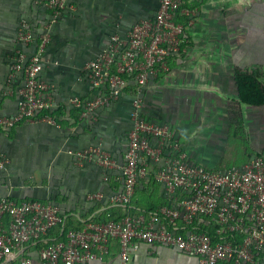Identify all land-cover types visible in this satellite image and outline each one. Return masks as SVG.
Wrapping results in <instances>:
<instances>
[{
  "label": "built area",
  "instance_id": "1",
  "mask_svg": "<svg viewBox=\"0 0 264 264\" xmlns=\"http://www.w3.org/2000/svg\"><path fill=\"white\" fill-rule=\"evenodd\" d=\"M50 19L29 57L18 53L10 68L23 75L16 113L0 117V134L21 124L46 123L59 128L52 116L51 86L39 77L51 27L60 19L68 0H39ZM183 0H160L152 19L133 26L125 38L117 35L84 67L92 98H73L70 104L81 119L92 118L110 100H117L131 83V128L122 162H115L100 146L69 152L77 165L95 163L104 170L120 171L122 189L110 203L125 211L117 220L87 221L79 229H65L66 216L52 202L0 198V264H88L102 262L111 242H117L122 264H128L131 249L138 244L164 246L195 257L199 264H264V155L254 154L243 166L220 171L193 161L173 128L142 114L141 93L151 78L168 70L170 58L183 53L184 31L195 12L183 8ZM188 18L187 28L174 21L175 14ZM18 41L31 36L25 22ZM155 142V145H153ZM162 160L157 170L152 162ZM9 164L0 153V171ZM153 176L161 185L166 205L146 216L130 213L139 180ZM106 179V178H105ZM100 193L88 201H100ZM59 229L58 238H50ZM213 230L210 234L209 230Z\"/></svg>",
  "mask_w": 264,
  "mask_h": 264
},
{
  "label": "crops",
  "instance_id": "2",
  "mask_svg": "<svg viewBox=\"0 0 264 264\" xmlns=\"http://www.w3.org/2000/svg\"><path fill=\"white\" fill-rule=\"evenodd\" d=\"M159 2L68 0L60 19L51 27L50 41L42 57L44 67L39 74L40 79L51 86V114L59 128L46 123H28L0 134V153L9 160L6 169L0 171V198L10 196L18 201L52 202L60 207L70 221V227L75 229L87 221L100 222L104 218L117 217L118 209L110 203V198L122 189L120 171L104 170L92 162L79 166L68 153L100 146L115 162H122L131 128L134 83L117 100H110L99 108L92 118L81 119L70 101L92 98L94 91L84 73L85 65L107 48L111 37L125 38L134 25L152 19ZM50 15L43 1L0 0V117L13 116L20 101L18 91L23 84V75L11 73L12 63L18 53L29 57L36 51ZM23 22L31 36L28 44L18 41ZM198 35L196 28L190 30L193 47L170 58L168 70L151 78L140 95L144 117L169 124L175 133L178 123L175 107L191 102L194 96L203 104H211L213 97L226 103L223 98L228 96L229 102L238 103L233 95V70L227 75L223 66L196 62L192 53L197 48ZM226 113L215 114L214 119L204 115L203 125L198 130L202 139L213 133L211 135L217 138L211 140L213 144L224 145L225 139L218 142L219 138L227 135L235 138L234 124L229 123L233 121ZM176 135L179 141L181 136L184 138L182 133ZM182 146L193 161L213 169L191 155L187 141L183 140ZM236 147L230 146L231 152L237 151ZM263 151L264 145L257 153L264 155ZM243 152L242 160L246 162L250 152L246 148ZM162 163V160L152 162L150 169L155 171ZM95 193H100L103 198L88 201V196ZM163 205H166L164 190L153 176L139 180L131 207L147 213ZM119 253L117 242H111L109 253L102 262L88 264H122ZM129 258L128 264H199L197 258L171 248L141 243L130 250Z\"/></svg>",
  "mask_w": 264,
  "mask_h": 264
},
{
  "label": "rangeland",
  "instance_id": "3",
  "mask_svg": "<svg viewBox=\"0 0 264 264\" xmlns=\"http://www.w3.org/2000/svg\"><path fill=\"white\" fill-rule=\"evenodd\" d=\"M189 5L195 10V16L186 30L190 33L196 28L199 32L197 48L192 49L196 62L200 60L204 65L223 66L227 75L233 67L239 66L264 80L261 76L264 75V0H191ZM194 97L182 107H175L178 119L176 134L182 133L184 138L180 137V143L187 141L191 155L205 161L202 162L204 165L219 169L241 163L240 154L231 152L232 145L242 142L251 154L261 151L264 145V108L235 105L229 102V96L223 98L226 103L213 97L211 104H203ZM223 111L233 121L229 123L234 124L237 137L227 135L219 138L218 142L225 139L224 145L213 144L211 140L216 138L211 135L213 133L202 139L198 130L203 125L204 115L214 119L215 114L222 115Z\"/></svg>",
  "mask_w": 264,
  "mask_h": 264
},
{
  "label": "trees",
  "instance_id": "4",
  "mask_svg": "<svg viewBox=\"0 0 264 264\" xmlns=\"http://www.w3.org/2000/svg\"><path fill=\"white\" fill-rule=\"evenodd\" d=\"M183 2H184L183 8H186V9L192 8V6L189 5V3H191V0H183ZM174 21L176 23L183 24L184 27H186L187 22H188V18L185 16H181L180 10H179L175 14ZM183 38L185 39L186 42L181 45L182 50L183 49H189V48L193 47L192 43H191L190 36H189V32L187 30L184 31ZM180 54H182V53H180ZM261 76L263 77L264 75H261ZM232 83H233V95L240 105H244V106H247L250 108L264 107V80H261L259 78V75L248 73L245 70L241 69V67L235 66L233 68V71H232ZM235 137H237V136H235ZM241 144H242V142L240 144H237V147H236L237 151L236 152H240V155L242 154L240 156V159L242 160L243 156L245 154L242 151V147H243L244 143L242 145ZM244 148H246V147L244 146L243 149ZM263 154H264V151H263ZM252 155H254V154L249 153L245 158L246 162H244L242 160L240 164L247 163L250 160V158L252 157ZM235 166H239V165H235ZM235 166H228V167L219 168V169H215V170L225 171V170H229ZM115 207H116V209H118V211L116 212L117 217H115V218H104L102 221H108L110 219L117 220L123 216V212L125 210L121 206H115ZM153 212H155V210H152V211L147 212V213L146 212H140V211H137L136 209L132 208L130 205V213L133 215L144 214V215L148 216ZM69 223H70V221L67 220L65 229L66 230L75 229V228H71ZM81 226L82 225H80L76 229H79ZM59 232H60L59 229L53 230V231H51L49 237L52 239H54V238L57 239ZM209 233L212 234L213 230L212 229L209 230Z\"/></svg>",
  "mask_w": 264,
  "mask_h": 264
}]
</instances>
